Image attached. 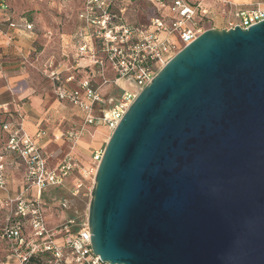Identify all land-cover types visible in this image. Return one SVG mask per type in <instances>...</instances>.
I'll use <instances>...</instances> for the list:
<instances>
[{
  "label": "water",
  "instance_id": "1",
  "mask_svg": "<svg viewBox=\"0 0 264 264\" xmlns=\"http://www.w3.org/2000/svg\"><path fill=\"white\" fill-rule=\"evenodd\" d=\"M108 264H264V20L209 29L130 104L90 193Z\"/></svg>",
  "mask_w": 264,
  "mask_h": 264
},
{
  "label": "built area",
  "instance_id": "2",
  "mask_svg": "<svg viewBox=\"0 0 264 264\" xmlns=\"http://www.w3.org/2000/svg\"><path fill=\"white\" fill-rule=\"evenodd\" d=\"M86 4L78 16L82 24L71 38L73 69L93 67V75L99 77L102 84L108 82L105 74L109 72L114 84L134 86L135 90L124 88L118 103L108 111H101L97 118L95 107L102 100L95 88L94 76H85L71 88L67 84L73 82L74 77L61 79L51 62L48 76L56 99L78 109L85 126L103 125L113 131L139 92L167 61L204 32L196 21L198 12L203 14L198 5L173 0L169 7L172 17L151 18L147 25H118L112 20L113 16L106 17L110 1L87 0ZM0 9L7 10L6 0H0ZM98 10L103 15H97ZM235 17L238 22L230 23L228 29L238 26L245 30L264 20V9L240 11ZM6 22L9 29L33 30V25L27 21L19 24L7 19ZM22 121L20 117L1 127L7 133L4 151L19 158L24 176L17 195L11 196L4 174L5 156L0 153V192L5 195L0 199V243L7 250L0 264H108L93 254L86 222L69 219L56 226L48 224L45 190L61 186L78 167L66 156L53 169L49 168L34 139L24 131ZM83 131L84 128L67 132L66 137L74 142ZM39 136L40 133L36 138ZM101 155L96 152L94 161L99 163ZM79 188L77 186L75 194Z\"/></svg>",
  "mask_w": 264,
  "mask_h": 264
},
{
  "label": "rangeland",
  "instance_id": "3",
  "mask_svg": "<svg viewBox=\"0 0 264 264\" xmlns=\"http://www.w3.org/2000/svg\"><path fill=\"white\" fill-rule=\"evenodd\" d=\"M10 12L15 20L23 19L33 25L34 41L30 44L33 51L26 60L18 57L19 62L28 67L33 73L38 87L48 93L51 100L54 95L53 82L48 76L49 59L54 57L56 63L62 64L66 58L61 57L62 35L74 34L82 22L79 14L84 11L87 0H7ZM110 6L106 10V17L113 16L112 20L118 25L129 24L134 26L147 25L151 18L165 17V8L170 6L173 0H107ZM192 6L202 4L199 10H207L205 15L198 12L196 21L202 30H227L230 23H237L235 15L240 11L256 10L264 8V4L257 5L254 1L248 3L231 2L229 0H188ZM203 6V7H202ZM97 15H103L98 10ZM165 15V16H164ZM69 55L70 62L66 68L73 76L79 74L74 66V48ZM66 64V63H65ZM36 65L37 68L33 67ZM75 74V75H74ZM81 75H78V77ZM87 76V75H86ZM60 78L62 75L60 74ZM108 81L102 84V80H96L95 88L101 95V103L95 107V117L101 116V111L112 109L120 100L124 87L112 82L111 73L105 74ZM67 114V120L62 124L64 132L63 158L72 159L77 169L70 174L62 188L51 189L44 198L46 215L49 217L50 226L59 225L66 220L75 219L81 223H87L90 193L94 184V175L98 163L94 161L96 152H103L106 142L112 131L106 126H85L78 109L69 104H62ZM84 128L82 136L76 140H68L67 132L79 131ZM77 186H80L75 194ZM6 248V246H5Z\"/></svg>",
  "mask_w": 264,
  "mask_h": 264
},
{
  "label": "crops",
  "instance_id": "4",
  "mask_svg": "<svg viewBox=\"0 0 264 264\" xmlns=\"http://www.w3.org/2000/svg\"><path fill=\"white\" fill-rule=\"evenodd\" d=\"M188 4V0H185ZM233 3L242 2L248 3L254 1L255 4H264V0H229ZM6 0L7 10L0 9V153L5 156V170L4 174L8 180V189L11 196L17 195L21 188L24 168L17 156L10 152L4 151V146L7 140V133L3 132L1 127L3 124L15 121L17 118H23L22 125L24 131L34 139L37 147L40 149L46 158L47 165L53 169L63 159V154L67 152L64 150V132L61 129V124L67 120V114L62 102L56 98L51 100L48 93L42 88L38 87L35 79H33V72L22 62H19L18 57L26 60L28 55L33 51L30 44L34 41L35 35L31 31H25L22 28L9 29L7 19L15 23L22 24L23 19L15 20L13 14L10 12L9 5ZM191 5V4H190ZM202 4H198L199 8ZM170 6L165 8L167 18L172 17L169 10ZM203 7V6H202ZM264 9V8H258ZM202 11V10H201ZM207 10H203L202 14L205 15ZM72 34L62 35L61 40V57L65 61L62 64L56 63L54 57L48 61L53 64L52 68L58 71L63 79L73 76L67 71V64H69V55L71 53V38ZM8 38H11L9 40ZM69 54V55H68ZM66 63V64H65ZM35 69L36 65H33ZM93 67L88 69H79V74H74V81L67 85L75 88L77 82L87 76H94V81L99 80V77L93 75ZM92 71V72H91ZM78 75H81L78 77ZM125 89L135 90L134 86H124ZM80 112V111H79ZM83 118L82 113L80 112ZM62 121V122H61ZM61 122V124H59ZM40 133L39 138L36 135ZM69 177V176H68ZM68 177L64 180L63 184L59 187L49 188L44 192V198L47 192L51 189H59L67 182ZM5 195L0 192V199ZM45 208V207H44ZM47 209L45 208V214ZM47 216V215H46ZM49 217L47 216L48 224ZM2 221V219H1ZM7 250L5 245L0 243V258H5Z\"/></svg>",
  "mask_w": 264,
  "mask_h": 264
},
{
  "label": "bare ground",
  "instance_id": "5",
  "mask_svg": "<svg viewBox=\"0 0 264 264\" xmlns=\"http://www.w3.org/2000/svg\"><path fill=\"white\" fill-rule=\"evenodd\" d=\"M96 172V171H95Z\"/></svg>",
  "mask_w": 264,
  "mask_h": 264
}]
</instances>
